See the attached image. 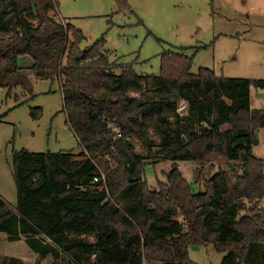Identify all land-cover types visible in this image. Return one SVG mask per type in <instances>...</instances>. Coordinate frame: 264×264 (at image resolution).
Returning <instances> with one entry per match:
<instances>
[{"label": "trees", "instance_id": "obj_1", "mask_svg": "<svg viewBox=\"0 0 264 264\" xmlns=\"http://www.w3.org/2000/svg\"><path fill=\"white\" fill-rule=\"evenodd\" d=\"M0 2V86L12 90L27 73L25 55L39 79L59 77L82 150L14 152L18 203L0 195V235L24 238L34 264H199L190 247L210 244L224 252L221 264H264V158L254 154L264 115L251 105L264 79L195 73L178 50L162 54L160 74H139L111 57L104 38L82 49V31L51 15L58 0ZM32 114L40 118L41 107ZM167 161L168 179L151 189L146 167ZM182 161L197 165L194 182ZM0 264L26 263L2 256Z\"/></svg>", "mask_w": 264, "mask_h": 264}, {"label": "rangeland", "instance_id": "obj_2", "mask_svg": "<svg viewBox=\"0 0 264 264\" xmlns=\"http://www.w3.org/2000/svg\"><path fill=\"white\" fill-rule=\"evenodd\" d=\"M57 7L51 15L82 31V49L104 38V49L111 57L132 63L139 74H160L162 54L178 50L192 57L195 73L206 67L218 76L264 79V0H58ZM33 62L31 56H21L19 64L27 73L13 77L12 90L0 86V193L12 207L18 203L15 151H82L63 110L61 80L39 79L29 68ZM251 105L252 114L261 117L263 89L252 88ZM36 107L42 109L38 119L32 114ZM150 135L160 141L153 131ZM134 140L142 151L140 141ZM254 154L264 158V128L258 131ZM172 166L167 161L146 167L151 189L168 179ZM196 166L178 163L193 182ZM218 169L219 164L208 166L205 174L211 176ZM260 205L264 209V198ZM258 219L264 225V211ZM7 248L26 264L37 260L26 241L9 243ZM223 256L213 244L190 249L191 259L199 264H221Z\"/></svg>", "mask_w": 264, "mask_h": 264}, {"label": "crops", "instance_id": "obj_3", "mask_svg": "<svg viewBox=\"0 0 264 264\" xmlns=\"http://www.w3.org/2000/svg\"><path fill=\"white\" fill-rule=\"evenodd\" d=\"M0 195H2L0 193ZM15 206H13L14 208ZM21 241H26L24 238H21L19 240H15V241H9L7 239V236L5 234H2L0 235V257L2 256H17V255H12L14 253H12L8 248L7 246H9V243H20ZM27 243V242H26ZM29 246V245H28ZM30 247V246H29ZM192 247H190L191 249ZM197 248V247H195ZM35 253V252H34ZM36 254V253H35ZM37 255V254H36ZM37 258H38V255H37Z\"/></svg>", "mask_w": 264, "mask_h": 264}, {"label": "built area", "instance_id": "obj_4", "mask_svg": "<svg viewBox=\"0 0 264 264\" xmlns=\"http://www.w3.org/2000/svg\"><path fill=\"white\" fill-rule=\"evenodd\" d=\"M186 101H184V100H182L181 102H180V104H179V111L181 112V114H184L185 113V111H186ZM114 129L116 130V131H119V129L117 128V127H114ZM98 180H100L99 179V177H95L94 178V181H98Z\"/></svg>", "mask_w": 264, "mask_h": 264}, {"label": "water", "instance_id": "obj_5", "mask_svg": "<svg viewBox=\"0 0 264 264\" xmlns=\"http://www.w3.org/2000/svg\"><path fill=\"white\" fill-rule=\"evenodd\" d=\"M264 115V112H263V114H262V116ZM257 117H260V115H257Z\"/></svg>", "mask_w": 264, "mask_h": 264}]
</instances>
